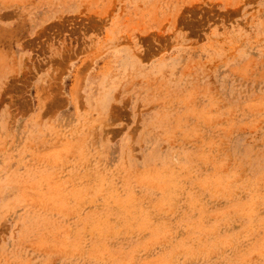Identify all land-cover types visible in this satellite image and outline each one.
Listing matches in <instances>:
<instances>
[{"label":"rangeland","instance_id":"1","mask_svg":"<svg viewBox=\"0 0 264 264\" xmlns=\"http://www.w3.org/2000/svg\"><path fill=\"white\" fill-rule=\"evenodd\" d=\"M0 264H264V0H0Z\"/></svg>","mask_w":264,"mask_h":264}]
</instances>
